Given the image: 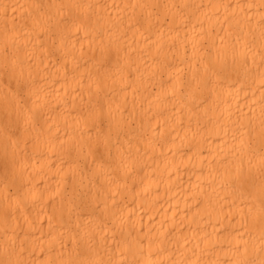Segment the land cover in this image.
Instances as JSON below:
<instances>
[{
	"label": "bare ground",
	"instance_id": "bare-ground-1",
	"mask_svg": "<svg viewBox=\"0 0 264 264\" xmlns=\"http://www.w3.org/2000/svg\"><path fill=\"white\" fill-rule=\"evenodd\" d=\"M262 28L264 0H0V262L258 264ZM98 84L119 147L93 175Z\"/></svg>",
	"mask_w": 264,
	"mask_h": 264
},
{
	"label": "snow or ice",
	"instance_id": "snow-or-ice-1",
	"mask_svg": "<svg viewBox=\"0 0 264 264\" xmlns=\"http://www.w3.org/2000/svg\"><path fill=\"white\" fill-rule=\"evenodd\" d=\"M39 7V5H37ZM60 7H69V8H80L81 5L76 3H70L68 5H60ZM155 7V6H153ZM62 19V17H61ZM72 21H76V17H72ZM38 22V21H34ZM47 22H54L57 26L60 25L61 20H54L53 17L49 16L47 18ZM261 38L262 41H264V28L261 29ZM239 43V41H238ZM245 47H248L247 42H245ZM5 49H7V44H5ZM261 60L264 62V46H262L261 51ZM14 63V61H13ZM4 66L7 68V56L4 57ZM204 71L206 75H211L218 81H227L229 79H232L233 76L239 77L241 73V66L238 65L236 57L233 56L231 62L225 57L217 54L215 59H210L209 63L204 65ZM261 80L262 83H264V71L261 72ZM26 119L29 122H34L37 117L38 113L34 109H27L25 111ZM89 117L92 120L93 126L96 127L99 124L104 123L105 120H108L110 123V129L109 132L103 135L98 134L95 138H89V142L87 144V151L90 155H92L94 158L97 159L98 162V170L97 172L93 173V175L99 174V170L110 167L111 165L104 159V153H108L109 156L112 153V150L114 148H118V142L113 140V130H112V122L113 117L111 115V108L109 105V102L107 100L106 95L103 93L102 87L100 84L96 87V94H95V101L94 104L91 106L89 110ZM255 131L254 128L249 127V136H252V133ZM116 135H119L118 125L116 130ZM259 142L261 146V153H260V178H261V185H262V192H264V109H262L261 113V120L259 125ZM9 140H11V137H8ZM34 147L36 145L34 144ZM103 149L104 151L101 152L100 150ZM7 155V154H6ZM5 166V182L9 181L10 177L7 174V170L9 166L13 169L12 177L11 179H15L16 172L20 171L24 167V161L21 157H14L12 160H8L7 158L4 161ZM238 179L241 181V184H243L245 181L249 179L248 176H241L238 177ZM91 180V178H89ZM74 191H76L74 189ZM89 196L90 193L87 190L86 186L83 185V182L81 183L80 190H79V197L81 205L86 206L89 202ZM253 222H255V218H253ZM260 229H261V240L262 244H264V200H262V214L260 217ZM88 248L86 247L84 249V252H87ZM239 251V249H238ZM248 251L247 247L245 246L243 253L246 254ZM261 251H264V248L261 249ZM80 254V253H78ZM0 264H13V262L7 261V262H0ZM15 264H20V262H15ZM67 264H104L103 261H90V260H75V261H68ZM185 264H188L186 261ZM232 264H256L255 261H251L248 259H241L236 260L232 262ZM258 264H264V257H262Z\"/></svg>",
	"mask_w": 264,
	"mask_h": 264
}]
</instances>
